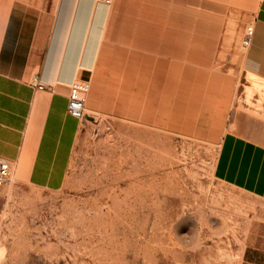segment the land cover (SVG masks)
Wrapping results in <instances>:
<instances>
[{"label": "rangeland", "instance_id": "374dc122", "mask_svg": "<svg viewBox=\"0 0 264 264\" xmlns=\"http://www.w3.org/2000/svg\"><path fill=\"white\" fill-rule=\"evenodd\" d=\"M149 1L143 29L234 73L227 130L264 143V99L240 69L260 0H174V11L172 0ZM56 2L0 0L1 73L9 53L38 44ZM118 13L123 21L124 5ZM22 72L12 74L30 85ZM82 125L61 189L31 187L13 170L0 187V264H264V205L215 181L216 144L106 117Z\"/></svg>", "mask_w": 264, "mask_h": 264}, {"label": "crops", "instance_id": "0c3cea01", "mask_svg": "<svg viewBox=\"0 0 264 264\" xmlns=\"http://www.w3.org/2000/svg\"><path fill=\"white\" fill-rule=\"evenodd\" d=\"M153 4L57 0L38 44L34 37L27 50L9 53L0 72V159L31 187L61 189L83 126L66 112L68 86L88 81L86 121L106 117L216 144L215 181L264 205V143L227 130L237 76L215 68L206 50L203 57L195 48L180 53L174 35L144 30V11ZM171 9L179 2L172 0ZM252 29L240 69L264 82V0ZM20 68L51 89L38 91L13 76Z\"/></svg>", "mask_w": 264, "mask_h": 264}, {"label": "built area", "instance_id": "2783aa9c", "mask_svg": "<svg viewBox=\"0 0 264 264\" xmlns=\"http://www.w3.org/2000/svg\"><path fill=\"white\" fill-rule=\"evenodd\" d=\"M101 1L105 4H110L113 0ZM252 36L253 29L252 27H248L245 30L244 37L241 41V46L243 49H247L250 47ZM30 86L38 91H49L51 89L50 86L44 84L36 78L31 81ZM89 89L90 86L87 81H73L68 86L66 112L70 117L76 119L77 121H80L81 123H86L84 109ZM9 176V165L3 159H0V187L4 186L8 182Z\"/></svg>", "mask_w": 264, "mask_h": 264}, {"label": "bare ground", "instance_id": "6f19581e", "mask_svg": "<svg viewBox=\"0 0 264 264\" xmlns=\"http://www.w3.org/2000/svg\"><path fill=\"white\" fill-rule=\"evenodd\" d=\"M249 76V78H252L251 80H249V89L251 91H255L257 94L260 95V97H262L264 99V85L262 84L263 81L259 80L258 78H256L255 76L251 75V74H247Z\"/></svg>", "mask_w": 264, "mask_h": 264}]
</instances>
